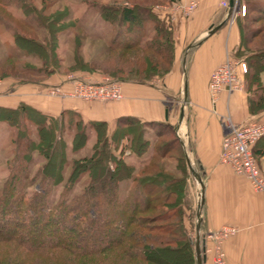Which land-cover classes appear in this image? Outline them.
Instances as JSON below:
<instances>
[{"label":"trees","instance_id":"1","mask_svg":"<svg viewBox=\"0 0 264 264\" xmlns=\"http://www.w3.org/2000/svg\"><path fill=\"white\" fill-rule=\"evenodd\" d=\"M247 3L258 15L248 21L264 20V0ZM12 7L24 16H15ZM112 12L111 16L101 12L104 20L119 26L109 49L119 51L121 59L116 63L121 68L112 74H126L121 78L124 82L136 77L131 80L140 83L168 74L174 59L173 25L151 6L142 10L125 4ZM68 15L57 12L48 17L27 0H0V20L12 31L14 47L40 58L51 49L23 35L19 25L33 29L31 18L35 16L54 41L57 33L71 27L70 23L59 25ZM245 30L251 34L250 40ZM263 30L240 24V43L234 51L253 68V73L248 68L245 75L252 84L247 90L251 113L264 108V46L249 51L248 44ZM19 50L8 53L0 67L20 57ZM134 52L142 54L139 58L144 65L125 70L136 60ZM246 52L250 54L245 56ZM12 70H2L0 75ZM0 111L9 113L0 114V120L17 128L11 139L13 155L6 160L8 175L0 189V264H197L193 238L184 229L186 175L191 169L172 125L123 118L111 135L107 122L86 123L69 114L73 129L69 146L58 127L62 118L49 119L25 104L0 106ZM31 112L41 117L33 118ZM21 115L25 123L14 121V116ZM90 129L95 135L91 152L70 157L69 152L77 154L89 141ZM169 134L173 138L164 140ZM260 140L254 147L256 158L264 156ZM152 145L153 151L148 153ZM176 146L181 152L177 158L179 176L164 161L166 153ZM131 155L143 158L138 172L135 164L127 162ZM37 163L40 165L32 174L30 168ZM122 184L127 186L124 193Z\"/></svg>","mask_w":264,"mask_h":264},{"label":"crops","instance_id":"2","mask_svg":"<svg viewBox=\"0 0 264 264\" xmlns=\"http://www.w3.org/2000/svg\"><path fill=\"white\" fill-rule=\"evenodd\" d=\"M189 1L172 0V4ZM197 1L199 5L190 15L155 10L161 18L166 14L174 17L175 62L161 79L147 83L124 82L122 100L102 103L50 98L41 93L49 84L32 81L12 87L13 94L1 92L0 106L17 108L25 104L49 119H65L73 114L86 123L105 121L111 135L123 118L145 123L168 122L183 146H187L186 155L194 170L191 176L199 185L195 187L193 211L194 250L199 192L203 190L200 237L205 248L201 264H213V255L206 249L210 243L207 235L223 226L238 229L223 243L226 264H264V191L256 190L246 177L235 173L220 158L225 133L221 115L229 113L232 120L240 124L264 118V111L251 113L248 93L243 90L222 93L218 103L213 104L208 89L210 75L229 52L235 51L240 43V32L238 25H227L229 9L222 1L230 3V0ZM222 22L219 29L210 33L212 27ZM61 83L60 80L58 84ZM9 89L10 86L6 92ZM181 94L189 105L180 100ZM89 131V140H93L94 132ZM263 143L264 138L258 145ZM258 160L264 171V156H259ZM197 177L201 178L203 188Z\"/></svg>","mask_w":264,"mask_h":264},{"label":"rangeland","instance_id":"3","mask_svg":"<svg viewBox=\"0 0 264 264\" xmlns=\"http://www.w3.org/2000/svg\"><path fill=\"white\" fill-rule=\"evenodd\" d=\"M29 4L35 6L38 11H41L43 14L45 13L46 16L50 17L55 15L57 12H62L69 14L68 17L65 16L63 20L60 21L61 26L67 25L70 23L71 27L69 29L60 31L57 33L56 38L51 40L45 30L41 27V25L36 21V17L34 16L32 19V26L33 29H25L21 25H19V31L28 37H33L35 40L42 43V45L46 48L51 49L48 52L46 57H38L33 54H26L22 50L17 49L14 47L13 42V35L12 31L9 30L7 27L4 26L2 21L0 20V63L5 61L6 56L8 53H14L19 50L20 57H16L10 61V64H4L0 67V71L13 69L12 71L1 74L0 75V84L1 89L0 93L4 91V94H11L13 92L12 87L23 84V83H30V82H44L49 84L47 87L42 89V92L47 97L50 98H60V99H71V100H84L87 102H102V103H111V101H119L114 99H107V100H96V99H84L82 97L76 96L78 95L73 88L74 82L70 81V77H79V78H86L90 80L100 81L105 79H112L120 82L123 95L124 94V81L121 80L123 77H127L126 74L122 75H114L112 73H116L121 66L117 64V60L121 58L118 53L119 51L111 52L109 48L111 45H114V38L113 35L118 31V25H112L110 21H106L102 18V10L105 13L110 14L113 9L121 7L122 5H135L138 8H153L155 10H167V12L172 13L177 12L181 15H184V7L187 4H190L191 1L197 0H190L187 3H179V4H172L173 2H169L168 0H27ZM225 2L222 1V5L225 7ZM246 6V15L239 16L237 14L238 6L240 5ZM199 5V3H198ZM250 4L247 3V0H239L238 3L235 5V12L234 15L228 19L227 25H240L243 24L246 28L257 29L264 27V20L260 21L259 23L252 21L249 22L248 20L257 15V12L250 11ZM140 10V9H138ZM12 11L14 12L15 16L23 17L24 15L22 12L16 8L12 7ZM156 12V11H155ZM157 13V12H156ZM249 15V16H248ZM166 14L163 18L167 22V24H173L174 17H171ZM262 17V16H261ZM7 19V17H6ZM10 20V18H8ZM12 22V21H11ZM58 25V26H59ZM263 25V26H262ZM57 26V27H58ZM23 28V29H22ZM83 29V31L79 30ZM123 31V28H119ZM174 29V28H173ZM245 35L247 39L250 38L249 33L245 30ZM175 41L177 34L174 33ZM176 43V42H175ZM30 47L32 45L29 43ZM249 51H258L262 45L264 46V30L259 35L258 38H255L250 44ZM22 51V52H21ZM136 56V60L133 63L127 65L126 69H129L131 66L136 67H143V58L141 57L142 54H138L134 52ZM111 54H113L114 59L111 60ZM235 56V52L232 53ZM250 53L246 52L245 56L249 55ZM236 57V56H235ZM238 58V57H237ZM241 59V58H240ZM175 62V47H174V59L173 63ZM12 66V67H10ZM173 66V65H172ZM250 68V67H248ZM172 69V68H171ZM250 72L253 73V68H250ZM248 73V72H247ZM167 75V74H166ZM165 75V76H166ZM164 76H153L149 79V82L161 79ZM130 78V81H134ZM140 78V77H137ZM68 82H67V80ZM247 79V78H246ZM245 79V88L243 91L248 90L249 86L252 84ZM261 84H264V76H262ZM62 81L61 84H58ZM129 81V82H130ZM11 87L7 92V88ZM257 86L254 84L252 89L255 90ZM13 94V93H12ZM180 94V93H179ZM182 95V94H181ZM123 97V98H124ZM122 98V99H123ZM120 99V100H122ZM180 100L184 103L189 105L187 99L184 98L182 95ZM11 108V107H8ZM263 109H259L255 112V114L263 112ZM9 114L5 111H0V114ZM230 115L229 113L221 115V121L224 123V118ZM31 116L33 118H40V115L31 112ZM14 121L19 120V122H24L23 116L15 117ZM18 118V119H17ZM67 118V119H66ZM65 120L62 118V121L59 122L58 127L61 129V135H63V139L68 143L69 146L72 145V137H73V129H71L69 125L68 115L66 116ZM76 119V117H75ZM74 122V121H73ZM25 123V122H24ZM32 126V123L27 120L26 124ZM17 128L10 124L6 120H0V189L3 186L4 180L8 175V169L6 167V160L7 158L12 157L14 152V145L11 142L12 137L16 134ZM33 133V131H32ZM155 134V131L151 132V135ZM33 135V134H32ZM173 138L172 135H166L163 137L164 140L169 141ZM95 138L92 140L90 139L89 142L79 151L77 154H71L69 152L70 157L73 156H82L84 154H88L91 152V149L94 145ZM184 150H186L187 146H183ZM153 151V145L150 147L148 153ZM186 159L188 158L186 155ZM167 156L164 159L165 162L169 164V170L174 172L176 175H181L179 170H177V158L180 157L181 152L178 146L172 148L166 153ZM36 157H39L38 155ZM41 158V157H40ZM256 158V157H255ZM143 158H140L135 155H131L130 158L127 159L128 163L135 164V172L139 171L140 163ZM257 163L262 169V166L256 158ZM41 163V162H40ZM40 163L34 164L30 170L33 174L36 168L40 165ZM263 170V169H262ZM264 172V171H263ZM186 197H185V215H184V229L188 235L193 236V211H194V202L196 199L195 194V187L197 188L199 185L194 182L192 179L191 174L186 175ZM36 184V183H35ZM126 185H121V191L124 193L126 190ZM59 192L60 187L56 188ZM210 248L209 251L212 253L213 257L215 254V243L213 240H210L208 245ZM224 248V246H223ZM225 251V249H224ZM226 253V252H225ZM212 257V260H213ZM227 258V256H226ZM214 263V262H213Z\"/></svg>","mask_w":264,"mask_h":264},{"label":"built area","instance_id":"4","mask_svg":"<svg viewBox=\"0 0 264 264\" xmlns=\"http://www.w3.org/2000/svg\"><path fill=\"white\" fill-rule=\"evenodd\" d=\"M238 2L239 0H233L234 4L231 9L229 8V3L225 2V7L229 9L228 19L234 15L235 5ZM197 7L198 3L191 1L190 4L184 7V15H190ZM237 14L239 16L246 15V6L244 4L238 6ZM247 72L248 65L246 61L235 57L229 52L225 60L210 75L208 89L213 104L216 105L218 103L222 93L233 94L244 90ZM69 79L74 82L73 88L78 94L76 96L84 99L120 100L124 97L120 82L116 80L107 78L95 81L79 77H70ZM223 125L225 133L222 139L221 162L232 167L235 173L246 177L256 190L264 191V172L254 155L256 143L264 136V118H256L252 121L238 124L232 120L230 115H227L224 118ZM237 230L233 226H223L208 233L207 238L215 243L213 264H226V253L223 243ZM206 249L209 250L210 248L206 247Z\"/></svg>","mask_w":264,"mask_h":264},{"label":"water","instance_id":"5","mask_svg":"<svg viewBox=\"0 0 264 264\" xmlns=\"http://www.w3.org/2000/svg\"><path fill=\"white\" fill-rule=\"evenodd\" d=\"M233 0H230V3H229V8L231 9L233 7ZM223 25V22L216 25L215 27H212L210 33L216 31L217 29H219L221 26ZM187 161H188V164H189V167L191 169V171L194 173V170H193V167L189 161V158H187ZM201 187L203 188V182L201 180L200 177H197ZM199 195L201 196L200 197V201L198 202V207H197V219H198V223H197V236H196V240H195V256H196V262L197 264H201V261L203 259V251H204V241L201 240V237H200V223H201V206H202V203H203V190L201 189V191L199 192Z\"/></svg>","mask_w":264,"mask_h":264}]
</instances>
